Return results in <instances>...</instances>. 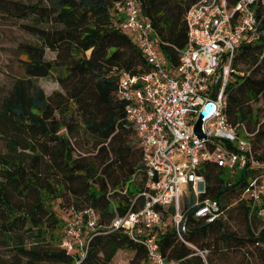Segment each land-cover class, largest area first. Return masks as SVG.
<instances>
[{"label":"trees","instance_id":"16d2710c","mask_svg":"<svg viewBox=\"0 0 264 264\" xmlns=\"http://www.w3.org/2000/svg\"><path fill=\"white\" fill-rule=\"evenodd\" d=\"M115 1L0 0L7 18L34 21L22 28L35 38L18 45L23 74L0 98V264H75L76 254L60 245L65 222L55 205L91 207L99 214L97 229L83 232L87 251L79 264H118L121 250L133 252L130 264L149 262L143 242L122 228H106L116 215L142 204L140 197L130 200L143 174L134 130L124 102L115 95L118 71L135 74L149 68L129 35L117 27ZM135 1L150 21L160 52L174 64L186 40L183 14L197 0ZM255 16L258 36L235 49L223 112L231 124L243 123L254 132L257 147L264 139V110L253 106L259 98L264 102V0L255 4ZM44 48L54 57L45 58ZM44 76H52L60 90L44 94L33 82ZM201 165L202 196L216 199L221 214L223 196L237 190L242 209L235 215H242L244 232L226 229L221 214L212 222L194 216L188 204L185 242L168 220L169 209L165 225L156 231L160 252L178 264H264V226L256 233L252 224L258 207L241 197L251 172L239 170L227 179L221 176L222 166Z\"/></svg>","mask_w":264,"mask_h":264},{"label":"built area","instance_id":"2783aa9c","mask_svg":"<svg viewBox=\"0 0 264 264\" xmlns=\"http://www.w3.org/2000/svg\"><path fill=\"white\" fill-rule=\"evenodd\" d=\"M257 1L197 0L189 5L183 14L185 44L174 64L160 52L158 38L136 1L113 3L117 27L129 35L149 68L135 74L118 71L115 95L124 102L125 117L134 130L143 174L141 188L131 201L140 197L142 204L116 215L106 228H122L143 242L151 264H178L162 255L156 239L167 210L171 209L170 223L184 242L188 204L194 216L207 222L222 213L216 199L202 196L206 189L203 162L234 174L251 172L241 197L264 217V139L255 147L253 133L243 129L241 134L223 112L224 86L235 49L258 36ZM200 113L204 114L198 136L193 127ZM98 218L91 207L70 208L60 245L76 254L75 264L86 255L83 232L96 230Z\"/></svg>","mask_w":264,"mask_h":264},{"label":"rangeland","instance_id":"374dc122","mask_svg":"<svg viewBox=\"0 0 264 264\" xmlns=\"http://www.w3.org/2000/svg\"><path fill=\"white\" fill-rule=\"evenodd\" d=\"M20 2L33 3L38 0H16ZM34 22L30 17L24 19H9L7 18L3 11L0 10V98L6 94L9 90L14 78L22 76L23 71L19 65V59L23 58L19 55L18 45L24 42H34L35 38L28 32H26L22 25L26 23ZM88 53V51L86 52ZM44 57L51 59L54 57V52L47 48H44ZM35 85L39 86L44 94L49 95L54 90H60L57 82L52 76L37 77L33 79ZM133 144L136 145L135 138L132 140ZM3 150V142L0 138V151ZM237 173H231L230 169L224 168L221 176L223 178L232 179ZM239 194L237 190L227 192L223 196V214L221 218L224 220L226 229L234 231L237 233H243L244 227L242 223V215H235L241 212V207L239 206L240 200H238ZM245 205L246 201H241ZM56 212L58 215L64 217V221L67 220L68 214L65 213L66 209H58L56 206ZM251 207V206H250ZM229 210V211H228ZM257 213V212H256ZM66 214V215H65ZM253 229L257 233L264 226V219H262L258 214L252 220ZM65 228L63 227V231ZM133 256V252L130 250H121L115 257V261L118 264H130V260ZM236 263V260L233 259ZM146 264V263H145ZM147 264H151L148 262ZM224 264V263H220Z\"/></svg>","mask_w":264,"mask_h":264},{"label":"crops","instance_id":"0c3cea01","mask_svg":"<svg viewBox=\"0 0 264 264\" xmlns=\"http://www.w3.org/2000/svg\"><path fill=\"white\" fill-rule=\"evenodd\" d=\"M253 106H255V107H258V108H260V113H261V111H263L264 110V102H263V100H262V98H259V99H257L256 100V102L253 104ZM262 109V110H261ZM261 119H262V117H261ZM260 119V120H261ZM237 124V129H238V131L242 134V132H241V130H245L246 132H249V133H254L253 131H249V130H247L246 129V127H245V125L243 124V123H236ZM136 142V141H135ZM136 147H138V145H137V143H136ZM139 149V148H138ZM133 179V178H132ZM139 181H137V184L140 182V178L138 179ZM140 184V183H139ZM142 185V184H141ZM141 187H139V189H140ZM138 193V192H137ZM130 200H132V199H130ZM57 206V205H56ZM59 209V208H58ZM69 211H70V208H67L66 210H65V213H67V214H69ZM66 215V214H65ZM62 217V216H61ZM63 219H64V217H62ZM169 221H170V219H168ZM65 222V221H64ZM163 224H164V222H163ZM165 225V224H164ZM116 262V261H115Z\"/></svg>","mask_w":264,"mask_h":264},{"label":"water","instance_id":"95a60500","mask_svg":"<svg viewBox=\"0 0 264 264\" xmlns=\"http://www.w3.org/2000/svg\"><path fill=\"white\" fill-rule=\"evenodd\" d=\"M204 113H200L199 118L197 119V121L194 124L193 130L194 132L198 135L201 136L200 130H199V125H200V117L203 115Z\"/></svg>","mask_w":264,"mask_h":264}]
</instances>
